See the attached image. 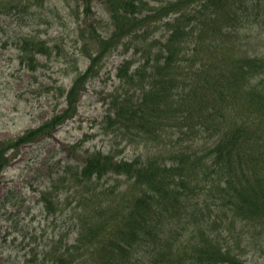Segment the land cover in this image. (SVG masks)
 <instances>
[{"label":"trees","instance_id":"obj_1","mask_svg":"<svg viewBox=\"0 0 264 264\" xmlns=\"http://www.w3.org/2000/svg\"><path fill=\"white\" fill-rule=\"evenodd\" d=\"M77 1L89 11L95 0ZM103 1L115 29L109 38L94 36L98 52L90 54L87 75L76 79L69 96L81 81L77 93L82 89L113 48L129 46L126 38L176 14L163 22L168 35L164 42L155 40L160 42L156 51L143 49L146 66L132 71L131 59L120 65L117 75L128 92L112 93L114 123L154 134L164 123L198 124L212 129V142L202 151L172 148L168 155L144 159L118 160L101 150L89 154L73 180L91 195L85 198L76 242L63 254L71 264H243L224 230L237 232L235 240L244 242L249 227L264 234V57L224 54L214 60L210 51L224 49L227 38L234 42L229 34L236 26L264 20V0H167L157 6L148 0ZM189 3L195 4L191 11ZM199 45L208 49L200 50L198 62L185 64L194 57L187 48L196 52ZM148 66L151 73L137 80ZM137 88L142 93L135 99L131 90ZM73 107L76 97L40 127L0 140V186L8 153L63 124ZM109 174L126 178L122 189H110L116 195L99 190ZM54 196L51 189L42 193L48 209H55Z\"/></svg>","mask_w":264,"mask_h":264},{"label":"rangeland","instance_id":"obj_2","mask_svg":"<svg viewBox=\"0 0 264 264\" xmlns=\"http://www.w3.org/2000/svg\"><path fill=\"white\" fill-rule=\"evenodd\" d=\"M165 1L148 0L150 6ZM187 6L191 11L195 4ZM175 16L153 23L130 41L126 38L129 46L113 48L88 75L95 72L82 89L77 93L81 81L69 96L76 79L87 75L90 54L98 52L94 36L109 38L114 31L108 5L95 0L87 11L77 0H0V140L16 138L43 125L62 113L70 98H77L75 113L65 123L9 154L0 186V264H64L60 258L65 255L64 249L76 242L80 215L90 194L74 186L73 175L92 152H111L118 160H130L168 155L172 148L202 151L211 144L212 129L205 126L207 130H203L198 124L164 123L154 134L114 123L112 93L128 92V86L123 87L117 76L120 65L128 58L134 61L132 71L146 66V48L152 47L155 52L166 40L168 32L163 22ZM247 26L233 28L229 38L234 42L227 38L224 49H212L210 54L214 58L224 54L264 57V20L252 19ZM155 40L160 42L155 44ZM210 42L203 34V43ZM41 46H45V52H40ZM190 48L186 51L194 57L185 64L198 62L204 54L200 50L208 49L199 45L194 52ZM147 68L137 73V80L145 72L146 76L151 73ZM131 91L135 99L142 93L139 88ZM125 180L124 176L109 174L98 183L99 190L116 195ZM49 189L55 195L54 210L48 209L42 199V193ZM250 229L245 234L246 242L235 240L237 232L225 229L224 235L240 253L243 264H264V234L256 235ZM65 264H71L66 255Z\"/></svg>","mask_w":264,"mask_h":264}]
</instances>
